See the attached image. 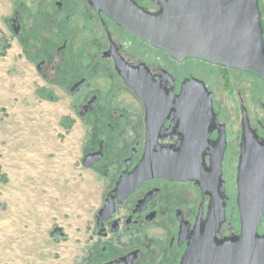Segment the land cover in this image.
<instances>
[{"label": "flooded vegetation", "instance_id": "flooded-vegetation-1", "mask_svg": "<svg viewBox=\"0 0 264 264\" xmlns=\"http://www.w3.org/2000/svg\"><path fill=\"white\" fill-rule=\"evenodd\" d=\"M134 1L147 11H161L154 0ZM31 5V22L27 11L17 10L8 24L45 82L40 94L69 100L71 115L66 119L74 124L76 118L84 133L82 167L105 181L79 264H181L219 204L225 217L215 239L221 243L236 238L240 214L239 221L231 215L239 213L237 180L245 129L264 144V124L253 122L247 99L235 93L234 76L250 75L264 86L263 80L256 73L203 58L179 59L135 35L90 0H32ZM261 10L264 22L262 3ZM218 75L226 99L235 105L230 122L210 83ZM192 78L211 92L209 119L183 116L197 110L181 108L183 84ZM198 122L208 125L193 129ZM185 142L202 148L195 174L176 178L152 170L131 187L136 168L150 150L175 151ZM260 228L264 233V220Z\"/></svg>", "mask_w": 264, "mask_h": 264}, {"label": "rangeland", "instance_id": "rangeland-1", "mask_svg": "<svg viewBox=\"0 0 264 264\" xmlns=\"http://www.w3.org/2000/svg\"><path fill=\"white\" fill-rule=\"evenodd\" d=\"M31 4L0 0V264H79L105 181L82 167L84 133L76 118L74 124L66 119L69 100L40 94L45 82L8 24L17 10L27 11L31 22ZM234 80L253 122L264 124L263 83L250 75ZM210 83L230 122L236 109L223 79ZM231 219L239 221L237 210ZM55 226L63 234L53 233Z\"/></svg>", "mask_w": 264, "mask_h": 264}, {"label": "water", "instance_id": "water-1", "mask_svg": "<svg viewBox=\"0 0 264 264\" xmlns=\"http://www.w3.org/2000/svg\"><path fill=\"white\" fill-rule=\"evenodd\" d=\"M90 1L135 35L179 59L191 56L237 67L256 73L264 82V22L260 0H154L161 7L158 13L147 11L134 0ZM182 93L186 94L181 101L182 110L197 109L184 112V117H211V92L203 81L189 79L183 84ZM195 93L207 97L190 95ZM203 101L207 106L199 105ZM205 125L208 123L198 122L193 129L200 130ZM186 142L175 151L150 150L136 168L131 187L152 170L176 178L195 174L202 148L187 146ZM194 156L197 162H193ZM221 159L222 154L217 159L218 168ZM237 181L239 235L221 243L216 241V232L225 217V208L219 204L211 211L206 230L192 240L181 264H264V233H260L264 220V144L249 129H245ZM62 230L58 226L53 233L61 234Z\"/></svg>", "mask_w": 264, "mask_h": 264}, {"label": "trees", "instance_id": "trees-1", "mask_svg": "<svg viewBox=\"0 0 264 264\" xmlns=\"http://www.w3.org/2000/svg\"><path fill=\"white\" fill-rule=\"evenodd\" d=\"M3 53H5V51H3ZM42 95H46L45 93H43Z\"/></svg>", "mask_w": 264, "mask_h": 264}]
</instances>
